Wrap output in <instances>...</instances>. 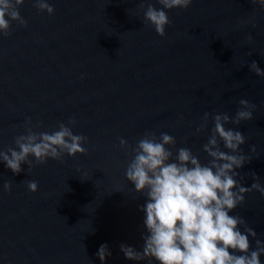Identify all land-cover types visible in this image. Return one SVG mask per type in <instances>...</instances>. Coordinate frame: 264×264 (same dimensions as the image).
<instances>
[{"label":"water","instance_id":"obj_1","mask_svg":"<svg viewBox=\"0 0 264 264\" xmlns=\"http://www.w3.org/2000/svg\"><path fill=\"white\" fill-rule=\"evenodd\" d=\"M47 2L51 15L24 0L18 11L25 26L11 22L0 37V150L14 146L26 118L39 122L34 131H51L71 117L72 132L87 138L86 152L32 163L28 173L21 164L16 175L0 163V264H101L95 253L102 243L111 253L104 264H147L119 251L121 243L136 250L143 243L145 197L124 178L130 148L145 132H165L206 163L201 145L212 115L231 117L241 98L255 108L250 120L226 125L244 135L240 150L251 157L234 169L236 179L250 187L255 174L264 187V77L248 70L253 60L264 70V10L250 0H192L167 11L158 36L138 7L155 0ZM204 112L208 121L196 133ZM229 215L255 231L249 250L255 239L264 242L259 192L245 193Z\"/></svg>","mask_w":264,"mask_h":264},{"label":"clouds","instance_id":"obj_2","mask_svg":"<svg viewBox=\"0 0 264 264\" xmlns=\"http://www.w3.org/2000/svg\"><path fill=\"white\" fill-rule=\"evenodd\" d=\"M23 2L0 0V37L9 35L11 22L25 26L26 21L18 11ZM191 3L192 0H155L157 6L140 3L138 7L143 9L142 23L163 36L169 23L167 11L183 10ZM250 3L264 10V0H250ZM33 7L38 13H53L47 0H34ZM252 27L255 28V24ZM252 39L249 34L245 42ZM248 70L258 78L264 77V70L255 60L248 64ZM237 103L239 106L231 117L227 112L212 115V126L206 142L201 145V151L208 158L206 163H201L188 147H175V138L165 132L158 137L145 132L130 148L131 158L124 178L131 183L132 191L145 197L139 207L143 212L144 232L140 250L123 243L119 245L126 260L147 264H261L264 242L255 239V247L249 250L248 238H255V231L245 225L243 218L229 215L243 203L245 193L255 190L264 198V187L256 182L255 174L250 187L242 186L236 179L234 169L241 168L251 157L240 150L244 135L226 125L235 126L250 120L255 108L244 98ZM208 117L209 113L204 112L196 133L204 129ZM74 124L75 120L69 117L67 123L58 122L51 131H34L33 128H39V122L31 125L26 118L24 132L13 137L14 146L0 150V163L16 175L21 171V164L28 166V173L32 163L43 164L46 159L59 160L63 155L72 157L85 153L83 145L87 138L72 132ZM118 144L126 153L129 151L124 138H119ZM249 153L258 155L256 145L249 146ZM26 187L35 192L37 184L29 180ZM9 188L8 181H4L3 190L7 192ZM110 255L104 243L95 253L101 264Z\"/></svg>","mask_w":264,"mask_h":264}]
</instances>
